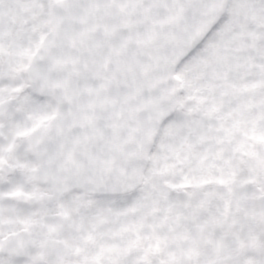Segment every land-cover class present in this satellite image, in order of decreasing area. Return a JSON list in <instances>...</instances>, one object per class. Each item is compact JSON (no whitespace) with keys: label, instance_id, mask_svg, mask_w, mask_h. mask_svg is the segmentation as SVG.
<instances>
[{"label":"snow or ice","instance_id":"snow-or-ice-1","mask_svg":"<svg viewBox=\"0 0 264 264\" xmlns=\"http://www.w3.org/2000/svg\"><path fill=\"white\" fill-rule=\"evenodd\" d=\"M0 264H264V0H0Z\"/></svg>","mask_w":264,"mask_h":264}]
</instances>
